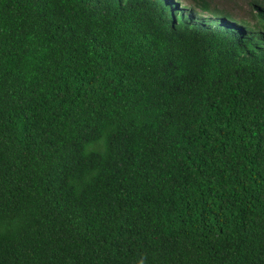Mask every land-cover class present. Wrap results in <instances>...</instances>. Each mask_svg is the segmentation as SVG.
<instances>
[{"label": "trees", "instance_id": "16d2710c", "mask_svg": "<svg viewBox=\"0 0 264 264\" xmlns=\"http://www.w3.org/2000/svg\"><path fill=\"white\" fill-rule=\"evenodd\" d=\"M0 0V264H264V0Z\"/></svg>", "mask_w": 264, "mask_h": 264}, {"label": "rangeland", "instance_id": "374dc122", "mask_svg": "<svg viewBox=\"0 0 264 264\" xmlns=\"http://www.w3.org/2000/svg\"><path fill=\"white\" fill-rule=\"evenodd\" d=\"M190 0H179L181 3H188ZM212 4L230 12L238 18H244L249 15L250 8L247 0H211Z\"/></svg>", "mask_w": 264, "mask_h": 264}]
</instances>
